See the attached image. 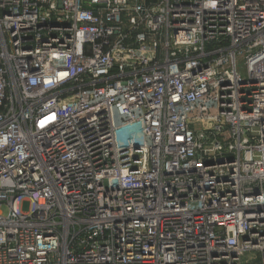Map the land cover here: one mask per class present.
Wrapping results in <instances>:
<instances>
[{
	"label": "built area",
	"instance_id": "obj_1",
	"mask_svg": "<svg viewBox=\"0 0 264 264\" xmlns=\"http://www.w3.org/2000/svg\"><path fill=\"white\" fill-rule=\"evenodd\" d=\"M0 264H264V0H0Z\"/></svg>",
	"mask_w": 264,
	"mask_h": 264
},
{
	"label": "rangeland",
	"instance_id": "obj_2",
	"mask_svg": "<svg viewBox=\"0 0 264 264\" xmlns=\"http://www.w3.org/2000/svg\"><path fill=\"white\" fill-rule=\"evenodd\" d=\"M22 207H23V209L25 211H27L29 209V203L28 202H24Z\"/></svg>",
	"mask_w": 264,
	"mask_h": 264
}]
</instances>
